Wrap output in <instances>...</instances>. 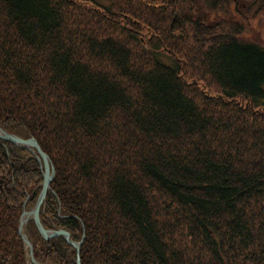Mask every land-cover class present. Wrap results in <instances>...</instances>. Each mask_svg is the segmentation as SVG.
<instances>
[{
    "label": "trees",
    "instance_id": "trees-1",
    "mask_svg": "<svg viewBox=\"0 0 264 264\" xmlns=\"http://www.w3.org/2000/svg\"><path fill=\"white\" fill-rule=\"evenodd\" d=\"M263 12L0 0V128L47 155L40 222L83 237L81 264H264V45L245 35ZM42 181L35 154L0 140V264H32L18 225ZM24 233L39 264H76L63 237Z\"/></svg>",
    "mask_w": 264,
    "mask_h": 264
},
{
    "label": "water",
    "instance_id": "water-1",
    "mask_svg": "<svg viewBox=\"0 0 264 264\" xmlns=\"http://www.w3.org/2000/svg\"><path fill=\"white\" fill-rule=\"evenodd\" d=\"M0 140L8 142L12 145L18 146L20 148H24L29 150L31 153L35 154L37 156V161L39 162L40 166L42 167V185L40 192L36 198V201L33 205V207L30 210H24L20 216V221L18 225V234L20 235L21 239L23 240L24 244L28 247L29 250V259L32 264H39L33 257L32 252V244L28 240L27 236L24 234V225L29 221L32 220L39 235L44 240H49L58 236H61L64 238V240L72 246L76 251V264H81L79 259V250L82 244V239L79 242L72 241L70 239V235L67 231H64L62 229L60 230H47L45 229L41 222L39 217L40 208L45 200L47 191L50 189V183L52 182L54 178V169L50 165L49 159L47 155L41 150L39 144L37 141L30 137L28 139L20 138L16 135L7 133L3 129L0 128Z\"/></svg>",
    "mask_w": 264,
    "mask_h": 264
},
{
    "label": "rangeland",
    "instance_id": "rangeland-1",
    "mask_svg": "<svg viewBox=\"0 0 264 264\" xmlns=\"http://www.w3.org/2000/svg\"><path fill=\"white\" fill-rule=\"evenodd\" d=\"M186 33H187V38H190L189 39L190 45L194 46V41L192 39L191 33H189V31L187 30H186ZM245 35L248 36L251 40L261 45H264V12L260 15V18H257L247 23L246 29H245ZM167 219H169L168 215H166L165 212L162 211L160 213V220H167ZM174 238H175L174 241H175L176 247L180 248L182 251L188 249V251H190V253L192 254L193 251H191L190 249L191 247L190 240L188 239L187 235L184 232L180 234L179 229H177L174 233ZM24 247L26 249V252H27L26 254L28 256L29 255L28 247L25 244H24ZM32 252H33V247H32Z\"/></svg>",
    "mask_w": 264,
    "mask_h": 264
}]
</instances>
